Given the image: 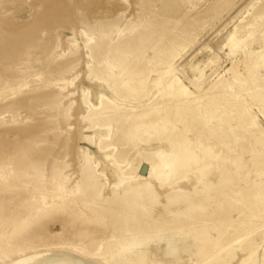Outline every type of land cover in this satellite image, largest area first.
I'll list each match as a JSON object with an SVG mask.
<instances>
[{
  "label": "rangeland",
  "instance_id": "1",
  "mask_svg": "<svg viewBox=\"0 0 264 264\" xmlns=\"http://www.w3.org/2000/svg\"><path fill=\"white\" fill-rule=\"evenodd\" d=\"M253 249L263 264L264 0H0V264Z\"/></svg>",
  "mask_w": 264,
  "mask_h": 264
},
{
  "label": "bare ground",
  "instance_id": "2",
  "mask_svg": "<svg viewBox=\"0 0 264 264\" xmlns=\"http://www.w3.org/2000/svg\"><path fill=\"white\" fill-rule=\"evenodd\" d=\"M250 38V37H249ZM247 40V39H246ZM242 43V42H241ZM243 44V43H242ZM240 48V46H239ZM237 49V48H236ZM92 66H90V70H92ZM170 72V71H169ZM175 75L174 71L173 73H168L166 74V80L169 81V86L172 88V89H175V88H178L179 90H181V86L178 85V82L173 78L172 75ZM166 83V82H165ZM106 85L108 86V88H111V83L110 81L108 80L106 82ZM183 87V86H182ZM147 91H150L149 88L147 89ZM232 92V91H231ZM230 93V92H229ZM235 93V92H234ZM249 94H251L250 92H248ZM232 94V93H231ZM147 95H148V92H147ZM117 97V96H116ZM119 97V95H118ZM122 97V96H121ZM120 98V97H119ZM235 98V97H234ZM98 100H99V104L101 107H103V109H108L109 111L106 112L105 114L108 116L110 114H113L116 113L118 114L117 110H121L123 111L124 113H131V112H136L135 109H131V108H127V107H123V106H118L116 103H114L113 101L109 100L105 95L103 94H100L99 97H98ZM142 100V99H140ZM84 103L87 105V107L89 108V111L90 113H93L96 111V109L94 108V106L92 105V103L86 98L84 97ZM252 103V102H251ZM241 104V103H240ZM245 111V110H244ZM122 112V113H123ZM105 115V116H106ZM103 117V116H102ZM251 118V117H250ZM117 119V118H116ZM110 121V120H109ZM117 126V125H116ZM120 130V129H119ZM114 131V130H113ZM90 139V138H89ZM103 139V138H102ZM101 139V140H102ZM103 141V140H102ZM108 142V141H107ZM106 147V145H105ZM109 147V146H108ZM130 152V149L126 150V152L124 153L123 157H122V160L120 161L121 164H124L126 162V157L127 155L129 154ZM168 155V154H167ZM166 155V156H167ZM167 157H170L171 158V161H169L168 163L170 165H168L172 172L175 171V169H177V167H179L181 164V160H182V156L180 154H177L175 152H171ZM166 157V158H167ZM109 158V157H108ZM164 158V159H166ZM136 161V159H133L131 162V164H134ZM166 161V160H165ZM167 161H168V158H167ZM162 163V162H161ZM147 164V163H146ZM150 165V164H149ZM164 165V164H163ZM163 165L160 164L159 166V170L161 172H163ZM165 165V166H167ZM179 165V166H178ZM152 169V168H151ZM93 173V172H92ZM127 174V173H126ZM99 177L101 176L98 175ZM148 177H154V172L151 171V173L149 174ZM98 178V177H96ZM142 178V177H141ZM141 184V183H140ZM123 185V184H122ZM128 186V185H127ZM102 187V186H101ZM100 188V187H99ZM127 190V189H126ZM116 192V190H115ZM98 198V196H97ZM87 201V200H86ZM92 201V200H90ZM91 204V203H90ZM95 207V206H94ZM168 225V221L164 220V219H158L156 221H153V224L152 225H149L148 228L150 230H161L166 228L165 226ZM170 227V226H169ZM149 231V230H148ZM221 238V237H220ZM226 249V246H222L220 245V243L217 242V244H215L212 248V251L210 252V256L208 257V259L206 260L207 262H215L217 260L220 261L219 257L223 256V252L224 250ZM4 257V256H3ZM139 257H141L139 255ZM224 257V256H223ZM142 258V257H141ZM263 258V261H264V256L262 257ZM143 259V258H142ZM223 259V258H222ZM137 260V259H136ZM256 260H257V249H253L251 251V253L243 258L239 264H256ZM142 261V260H141ZM144 261V260H143ZM218 261V262H219ZM145 262V261H144ZM12 264H94V263H91V262H88L86 260H83L82 258L74 255V254H71V253H68V252H51V253H41V254H33V255H30V256H26V257H23L21 259H18L14 262H12ZM142 264V263H141ZM199 264H203V262H199ZM221 264V263H219ZM264 264V263H263Z\"/></svg>",
  "mask_w": 264,
  "mask_h": 264
}]
</instances>
